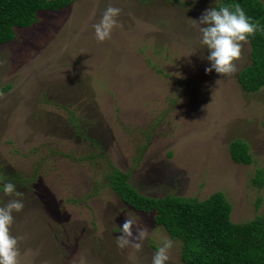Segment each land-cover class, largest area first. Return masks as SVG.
Here are the masks:
<instances>
[{
	"label": "rangeland",
	"instance_id": "1",
	"mask_svg": "<svg viewBox=\"0 0 264 264\" xmlns=\"http://www.w3.org/2000/svg\"><path fill=\"white\" fill-rule=\"evenodd\" d=\"M222 1L73 0L39 11L0 46V185L15 171L21 194L0 191V207L24 204L10 226L18 264H152L165 238L174 242L165 264H182L181 242L111 187L113 167L147 195L222 191L233 221L264 215V182H254L264 171V87L237 81L251 45L240 42L236 70L220 73L202 43L201 17ZM108 6L121 9L118 25L99 41L93 25ZM236 138L250 144L252 164L233 160Z\"/></svg>",
	"mask_w": 264,
	"mask_h": 264
},
{
	"label": "trees",
	"instance_id": "2",
	"mask_svg": "<svg viewBox=\"0 0 264 264\" xmlns=\"http://www.w3.org/2000/svg\"><path fill=\"white\" fill-rule=\"evenodd\" d=\"M72 2L0 0V46L15 40L16 27L27 28L36 23L39 11H56ZM237 3L259 24V29L247 39L251 45L250 62L237 74L244 91L256 92L264 87V1L223 0L218 8ZM71 119L79 124V118L72 115ZM230 152L237 163L254 162L250 144L241 138L232 140ZM17 175L14 171L13 183L19 181ZM108 179L127 205L152 213L155 223L181 242L182 264H264V215L245 222L233 221V205L222 191L202 200L174 193L151 196L135 188L130 173L117 167L111 169ZM254 182L263 184L264 171L259 170Z\"/></svg>",
	"mask_w": 264,
	"mask_h": 264
},
{
	"label": "clouds",
	"instance_id": "3",
	"mask_svg": "<svg viewBox=\"0 0 264 264\" xmlns=\"http://www.w3.org/2000/svg\"><path fill=\"white\" fill-rule=\"evenodd\" d=\"M121 9L108 6L102 14L99 22L93 25L96 38L103 41L110 37L112 29L118 25L117 17ZM201 22L208 26L204 28L202 43L207 44L212 50L208 59L214 63L212 67L220 73H232L236 70L233 61L239 58L242 44L248 37L255 34L259 29L258 22L247 16L244 9L237 3L234 5L221 6L218 9L205 10L201 17ZM210 72L211 68L206 69ZM0 191L4 194L16 196L21 195L16 192L13 183L0 185ZM24 208L21 200L13 199L6 207H0V264H18L17 237L10 234V226L14 217L12 211L20 212ZM131 220H126L122 226V231L129 236L131 233ZM145 233L140 232L141 238ZM128 243L123 237L117 240V246L124 248ZM173 240L165 238L163 246L157 248L152 258V264H165L170 259L168 252L173 246ZM137 248L140 245H136Z\"/></svg>",
	"mask_w": 264,
	"mask_h": 264
}]
</instances>
